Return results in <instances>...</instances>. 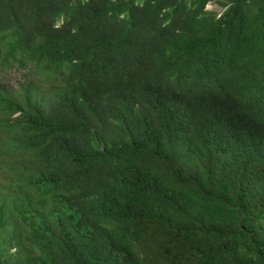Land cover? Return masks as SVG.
I'll use <instances>...</instances> for the list:
<instances>
[{
  "label": "trees",
  "instance_id": "1",
  "mask_svg": "<svg viewBox=\"0 0 264 264\" xmlns=\"http://www.w3.org/2000/svg\"><path fill=\"white\" fill-rule=\"evenodd\" d=\"M0 77V264H264V0H0Z\"/></svg>",
  "mask_w": 264,
  "mask_h": 264
},
{
  "label": "rangeland",
  "instance_id": "2",
  "mask_svg": "<svg viewBox=\"0 0 264 264\" xmlns=\"http://www.w3.org/2000/svg\"><path fill=\"white\" fill-rule=\"evenodd\" d=\"M207 10L215 11L217 13H221L223 11V8L218 3H211L208 5ZM6 80L8 82H10V83H8L10 86L16 87L19 83H21V76L17 71L12 70L9 72ZM0 81H3V79H0Z\"/></svg>",
  "mask_w": 264,
  "mask_h": 264
}]
</instances>
